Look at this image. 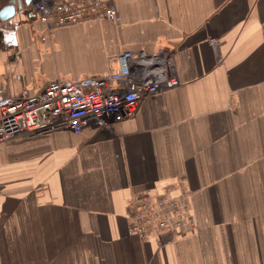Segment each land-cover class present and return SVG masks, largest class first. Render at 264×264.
I'll list each match as a JSON object with an SVG mask.
<instances>
[{
    "label": "crops",
    "instance_id": "1",
    "mask_svg": "<svg viewBox=\"0 0 264 264\" xmlns=\"http://www.w3.org/2000/svg\"><path fill=\"white\" fill-rule=\"evenodd\" d=\"M21 1L0 19L4 94L104 73L122 50L170 51L180 84L111 128L1 143L0 264H264V0H115L121 24L45 39ZM164 193L197 228L130 233L129 201Z\"/></svg>",
    "mask_w": 264,
    "mask_h": 264
},
{
    "label": "built area",
    "instance_id": "2",
    "mask_svg": "<svg viewBox=\"0 0 264 264\" xmlns=\"http://www.w3.org/2000/svg\"><path fill=\"white\" fill-rule=\"evenodd\" d=\"M29 4L45 27L42 39L84 20L122 22L115 0H29ZM209 41L215 44L214 38ZM179 84L173 54L160 48L122 50L108 58L104 73L76 80L55 78L34 93L23 89L18 95H6L0 90V144L59 130L78 134L86 126L111 128L134 118L146 96ZM127 214L128 231L138 236L165 240L197 228L184 198L167 193L130 200Z\"/></svg>",
    "mask_w": 264,
    "mask_h": 264
},
{
    "label": "water",
    "instance_id": "3",
    "mask_svg": "<svg viewBox=\"0 0 264 264\" xmlns=\"http://www.w3.org/2000/svg\"><path fill=\"white\" fill-rule=\"evenodd\" d=\"M28 3L29 0H25ZM22 7L21 0H8L7 4L4 5L0 10V19L7 20L15 14L16 8L20 9Z\"/></svg>",
    "mask_w": 264,
    "mask_h": 264
},
{
    "label": "bare ground",
    "instance_id": "4",
    "mask_svg": "<svg viewBox=\"0 0 264 264\" xmlns=\"http://www.w3.org/2000/svg\"><path fill=\"white\" fill-rule=\"evenodd\" d=\"M61 77H62V76H61ZM27 90H28V89H27ZM184 188H185V187H184ZM179 190H180V189H179ZM179 190H178V191H179ZM149 191H150V190H149ZM138 194H139V193H138ZM138 196H139V195H138ZM178 197H179V196H178ZM184 200H185V199H184ZM128 223H129V222H128ZM193 231H194V230H193ZM189 234H190V233H189ZM172 242H173V241H172Z\"/></svg>",
    "mask_w": 264,
    "mask_h": 264
}]
</instances>
